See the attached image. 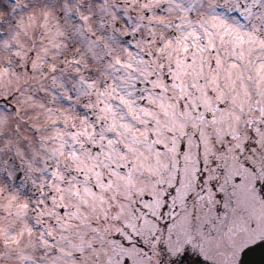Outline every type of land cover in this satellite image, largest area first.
I'll list each match as a JSON object with an SVG mask.
<instances>
[{"label":"snow or ice","instance_id":"snow-or-ice-1","mask_svg":"<svg viewBox=\"0 0 264 264\" xmlns=\"http://www.w3.org/2000/svg\"><path fill=\"white\" fill-rule=\"evenodd\" d=\"M258 249L264 0H0V264Z\"/></svg>","mask_w":264,"mask_h":264},{"label":"flooded vegetation","instance_id":"flooded-vegetation-1","mask_svg":"<svg viewBox=\"0 0 264 264\" xmlns=\"http://www.w3.org/2000/svg\"><path fill=\"white\" fill-rule=\"evenodd\" d=\"M151 199V197L149 198V196H146V200H149ZM189 204H191V200H189ZM171 208V206H164L163 209H162V212L164 213V217H168V212H169V209ZM176 212H179L180 211V207H179V204H177V207L175 209ZM164 220H166V218H164ZM166 223H164L163 225H165ZM141 247H144V245H140ZM145 250L147 251V248L145 247ZM189 256L190 258L192 259H195V256L194 254L192 253H189ZM201 259V262L203 260V258H200Z\"/></svg>","mask_w":264,"mask_h":264},{"label":"water","instance_id":"water-1","mask_svg":"<svg viewBox=\"0 0 264 264\" xmlns=\"http://www.w3.org/2000/svg\"><path fill=\"white\" fill-rule=\"evenodd\" d=\"M250 259L255 264H264V249H258L255 253L250 255Z\"/></svg>","mask_w":264,"mask_h":264}]
</instances>
